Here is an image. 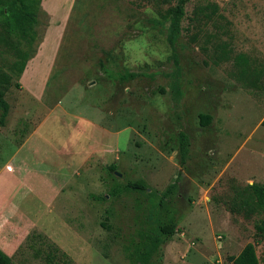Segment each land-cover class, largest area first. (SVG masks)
<instances>
[{
    "label": "rangeland",
    "instance_id": "obj_1",
    "mask_svg": "<svg viewBox=\"0 0 264 264\" xmlns=\"http://www.w3.org/2000/svg\"><path fill=\"white\" fill-rule=\"evenodd\" d=\"M61 1L49 0L52 24L39 5L33 26L29 57L51 49L55 60L42 78L43 98L27 91L32 74L14 78L4 98L8 121L15 124L0 134L20 143L31 129L58 118L66 126L75 117L78 128L95 138L101 127L111 145L104 163H117L121 181L142 179L162 192L181 173L179 231L161 246L154 264H230L228 258L248 243L264 264V240L254 236L256 217L234 215L223 205L234 185L264 184V0H188L176 44L178 66L164 17L177 0H73L68 24L59 29L65 17ZM238 55L247 59L244 75L235 63ZM13 61L11 53L0 56L10 75ZM105 69L138 77L123 88L99 84ZM200 115L211 117L208 126L200 124ZM180 132L189 138L183 168ZM144 194L127 191L108 203L106 213L93 210L89 219L69 217L63 206L64 227L76 219L69 229L75 236L65 238L61 231L56 246L68 252L58 263L134 264L135 232L142 242L155 213ZM44 238L36 250L52 241ZM40 255L26 246L14 264H47Z\"/></svg>",
    "mask_w": 264,
    "mask_h": 264
},
{
    "label": "crops",
    "instance_id": "obj_2",
    "mask_svg": "<svg viewBox=\"0 0 264 264\" xmlns=\"http://www.w3.org/2000/svg\"><path fill=\"white\" fill-rule=\"evenodd\" d=\"M72 3L73 0L60 2L65 17L62 25L56 26L59 29L68 24ZM40 6L41 11L51 16L52 24L49 0H41ZM54 61L51 49L46 52L39 49L26 63L22 76L32 74L35 77L27 91L36 99L43 98L46 82L42 78L51 74ZM76 122L74 117L66 126H62V118L43 123L31 129L20 143H16L11 134H0V250L13 263L26 246L35 248L44 237L47 241L51 238L52 244L58 246L61 231L64 230L65 238L75 236L69 229L76 219L70 218L71 224L66 229L61 216L63 206L69 217L77 218L80 213L89 219L93 210L106 213L111 200L96 203L89 195L105 193L107 184L101 179L103 168L114 162L104 163L109 157L111 145L105 140L110 134L96 126L100 131L95 138L86 129L83 131L82 125L78 128ZM14 124L7 118L9 127ZM84 124L94 126L86 120ZM80 129L83 132H79ZM95 143L96 147H88ZM127 191L134 190L126 189L119 195ZM56 231L59 233L56 238L60 240L55 239ZM48 244H43L40 249Z\"/></svg>",
    "mask_w": 264,
    "mask_h": 264
},
{
    "label": "trees",
    "instance_id": "obj_3",
    "mask_svg": "<svg viewBox=\"0 0 264 264\" xmlns=\"http://www.w3.org/2000/svg\"><path fill=\"white\" fill-rule=\"evenodd\" d=\"M188 0H177L175 5L168 8L164 17L168 21L167 43L173 54V62L178 66V56L176 53V44L181 35V23L185 16V5ZM41 0H0V56L9 54L14 56V61L9 64L12 75L8 74L0 66V128L7 125L9 115V104L5 100V94L11 86L14 78H20L26 63L29 60V52L36 37L34 24L36 23V12ZM222 57V56H220ZM235 63L243 66L239 73L245 74L247 59L243 55L235 58ZM7 65V62L5 63ZM100 67H103L100 63ZM103 69V68H102ZM100 78L99 84H113L114 87L123 88L138 77L136 73H118L113 70L105 69ZM15 87L20 88L18 82ZM160 93L164 94L165 89L161 88ZM200 124L208 126L211 117L200 115ZM264 127V118L261 121ZM178 153L179 166L181 168L186 164L189 154V138L184 132L178 135ZM104 175L101 179L107 184L104 195H89V199L96 203H104L117 197L126 189L144 192V198L147 202L154 204V217L152 221L151 232L143 234L144 240L139 241L141 234L135 232L133 237L132 251L134 264H154L155 258H158L160 248L163 244L170 241L178 233L177 228V197L180 191L179 177L177 174L175 181L170 183L164 191L157 192L152 190L147 183L138 179L135 181H121L117 172V163L106 165L103 168ZM223 205L234 215H243L251 218L255 216L253 223L254 236L264 240V184L252 183L248 185H234L232 192L223 200ZM102 227L103 224H101ZM139 238V240H137ZM35 250L34 246H30ZM41 254V255H40ZM43 254V257H42ZM41 256L47 264H59L58 258H66L67 255L56 245L48 244L47 250L38 248L35 256ZM230 264H259L256 255L255 244H246L241 252L236 256L228 258ZM0 264H14L12 260L0 250Z\"/></svg>",
    "mask_w": 264,
    "mask_h": 264
}]
</instances>
